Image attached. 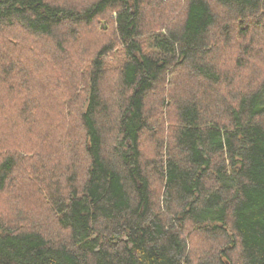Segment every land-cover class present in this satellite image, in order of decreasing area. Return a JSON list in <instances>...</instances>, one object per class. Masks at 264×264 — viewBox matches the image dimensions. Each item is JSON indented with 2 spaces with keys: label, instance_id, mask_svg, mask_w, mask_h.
Here are the masks:
<instances>
[{
  "label": "trees",
  "instance_id": "trees-1",
  "mask_svg": "<svg viewBox=\"0 0 264 264\" xmlns=\"http://www.w3.org/2000/svg\"><path fill=\"white\" fill-rule=\"evenodd\" d=\"M153 1L0 0V264H264V0Z\"/></svg>",
  "mask_w": 264,
  "mask_h": 264
},
{
  "label": "rangeland",
  "instance_id": "rangeland-1",
  "mask_svg": "<svg viewBox=\"0 0 264 264\" xmlns=\"http://www.w3.org/2000/svg\"><path fill=\"white\" fill-rule=\"evenodd\" d=\"M161 1V0H160ZM181 0H174V1H171V0H169V3L170 4H167V2H166V0H163L162 1V3L160 2H158V3H156L155 1H153L152 3L155 5V6H158V8H154V9H151V11H150V13H147L146 14V17H145V20H144V23H145V26L146 25H150V28L152 27V26H154V28H156L157 27V24L159 23V22H162V20H164L165 18H172L171 16H174V17H177V18H181L182 17V14H181V11L180 10H182V5H181V2H180ZM158 13H160V14H158ZM93 29V28H92ZM88 30V29H87ZM84 31H85V29H84ZM87 32V31H86ZM93 32V31H92ZM90 33H91V31H90ZM83 34V32H81L80 33V35H81V40L80 41H82V42H85V43H83V44H85L86 46L89 44V45H91L92 44V41H93V36H89L88 38H86L85 37V35H82ZM80 35H78L77 37H80ZM232 35V34H231ZM251 36H249V38H250ZM232 38H233V42L236 40V37H235V33L232 35ZM251 40H252V37H251ZM254 40V43L255 44H252V45H254L255 46V51L257 52L258 50H261V51H263V53H264V45L262 44L263 42H264V34L262 35V34H257V36L255 37V39H253ZM232 41L230 40V43H232ZM237 41V40H236ZM240 42V46H241V44L244 46V45H246L248 42H249V40H247V39H245L244 41H239ZM80 42H78V44H79ZM236 43V42H235ZM226 49V48H225ZM223 50V49H222ZM228 52H229V50H225L223 53V55H221V57L220 58H223V56L225 55H228ZM241 52V50L240 49H238V50H235L234 51V54H233V56H237L239 53ZM257 53H259V54H261L260 52H257ZM261 54L258 58H261V57H263L264 56V54ZM231 55V54H230ZM257 57H256V59H258ZM220 63H221V60L219 61ZM222 64H225V63H222ZM254 65H256L257 67H258V70H259V66L255 63ZM220 66V67H219ZM218 67L221 69V70H224V67H222V65L220 64ZM226 66V65H225ZM230 66H232V65H230ZM225 67V69L227 68V69H230V71L232 72V74H233V80L235 81V83H236V85H240L239 83H237L236 82V80L237 79H239L238 77H234V75L237 73V71L238 70H234L233 68H231V67ZM250 69L252 70V67H250ZM254 71H255V68H254ZM250 71H248L247 70V72L246 71H243L242 72V70H241V75H245V77H248L250 74ZM111 76H112V74L111 75H108L107 76V78L106 79H110L111 78ZM173 79H172V85L170 86V84H169V86L168 87H166L165 88V85H164V88L163 87H160L159 89H157L155 92H153V93H151V95H150V101H149V105H155V103H157L158 101H159V97H160V95H161V93H162V90L164 91V90H166V91H168V93L170 94V93H176L177 94V98L179 97V95L178 94H181V91H182V87H180L181 86V82H183L184 83V78H182V77H179V75L177 74V75H173V77H172ZM108 81V80H107ZM107 81H105V84H106V82ZM175 94V95H176ZM163 95V94H162ZM182 95V94H181ZM152 99H153V101H152ZM172 107H168V111H170L171 113H172ZM171 113H167L166 115H164L163 113H160V115L157 117L158 118V120L160 121V124H159V127L160 128H162V129H164V126H166V122H167V120H170L169 121V123L173 120L172 119V114ZM161 135L159 134V135H157L156 137L157 138H159ZM149 155V154H148ZM150 158V157H149ZM35 200V199H34ZM36 201V203L37 204H39V202L37 201V200H35ZM38 208V207H37ZM34 220V219H33ZM37 222H39V221H37ZM49 222V221H48ZM198 238H200V237H195L193 240H192V242H190L189 243V245H188V248H189V250L191 251V253H192V256L193 257H195L196 255H197V252L196 251H205L206 250V245L205 246H202V244L198 241V240H200V239H198ZM208 243V242H207ZM209 245V244H208ZM202 247V248H201Z\"/></svg>",
  "mask_w": 264,
  "mask_h": 264
}]
</instances>
